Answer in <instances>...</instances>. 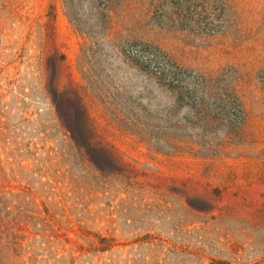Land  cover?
<instances>
[{
	"label": "rangeland",
	"instance_id": "374dc122",
	"mask_svg": "<svg viewBox=\"0 0 264 264\" xmlns=\"http://www.w3.org/2000/svg\"><path fill=\"white\" fill-rule=\"evenodd\" d=\"M227 1L197 38L111 0L94 39L65 0H0V264H264V0ZM203 81L241 111L215 156L181 142Z\"/></svg>",
	"mask_w": 264,
	"mask_h": 264
},
{
	"label": "trees",
	"instance_id": "16d2710c",
	"mask_svg": "<svg viewBox=\"0 0 264 264\" xmlns=\"http://www.w3.org/2000/svg\"><path fill=\"white\" fill-rule=\"evenodd\" d=\"M143 7H147L145 16H150V23L161 29L189 32L197 38L214 37L230 33L235 25L234 13L227 0H142ZM69 17L78 29L94 39H99L107 30L108 16L111 0H65ZM167 76L175 81L178 73L175 71L165 73L161 71L160 79ZM181 81V82H180ZM195 96L198 98V107L193 106V129H181L187 136L181 142L200 147V151L216 155L224 149V145L233 143L239 133L224 108H232L235 112L239 106L231 100L232 95L215 93L206 81L197 82L194 86ZM227 95V96H226ZM213 101V103H211ZM218 104L220 111L213 104ZM240 117V116H239ZM239 117L234 116L235 123ZM220 125V127H218ZM169 130V129H168ZM182 133V134H183ZM189 133V134H188ZM223 136L220 138V135ZM165 132L159 141L170 144ZM220 143H224L220 145ZM180 148V147H179ZM199 153V151H198Z\"/></svg>",
	"mask_w": 264,
	"mask_h": 264
}]
</instances>
